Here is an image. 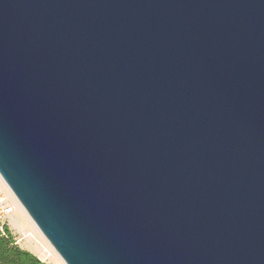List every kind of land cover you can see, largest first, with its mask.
<instances>
[{"label":"water","instance_id":"95a60500","mask_svg":"<svg viewBox=\"0 0 264 264\" xmlns=\"http://www.w3.org/2000/svg\"><path fill=\"white\" fill-rule=\"evenodd\" d=\"M0 176L65 264H264V0H0Z\"/></svg>","mask_w":264,"mask_h":264},{"label":"rangeland","instance_id":"374dc122","mask_svg":"<svg viewBox=\"0 0 264 264\" xmlns=\"http://www.w3.org/2000/svg\"><path fill=\"white\" fill-rule=\"evenodd\" d=\"M0 196H6L7 199L15 205L14 211L3 217L2 221L10 226L13 233L16 235L18 244L22 248L44 258V254L40 247L41 245L48 247L50 243L29 217L2 178H0ZM48 262L52 264H65L55 250L51 252V257L48 259Z\"/></svg>","mask_w":264,"mask_h":264},{"label":"trees","instance_id":"16d2710c","mask_svg":"<svg viewBox=\"0 0 264 264\" xmlns=\"http://www.w3.org/2000/svg\"><path fill=\"white\" fill-rule=\"evenodd\" d=\"M0 264L52 263H46L33 252L22 248L10 226L0 220Z\"/></svg>","mask_w":264,"mask_h":264},{"label":"built area","instance_id":"2783aa9c","mask_svg":"<svg viewBox=\"0 0 264 264\" xmlns=\"http://www.w3.org/2000/svg\"><path fill=\"white\" fill-rule=\"evenodd\" d=\"M1 178V176H0ZM15 209V205L12 204L8 199L7 197H3V196H0V220L2 221L3 217L9 215L10 213H12ZM3 222V221H2ZM40 249L42 250V253L44 254V258H41L38 257L46 262V263H49L48 262V259L51 257V252H54L53 250V247L50 246H44V245H41Z\"/></svg>","mask_w":264,"mask_h":264}]
</instances>
